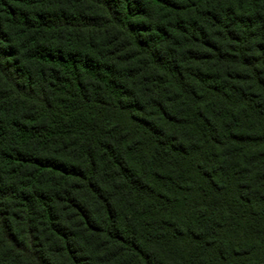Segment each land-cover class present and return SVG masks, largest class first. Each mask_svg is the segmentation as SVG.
Instances as JSON below:
<instances>
[{"label": "trees", "instance_id": "16d2710c", "mask_svg": "<svg viewBox=\"0 0 264 264\" xmlns=\"http://www.w3.org/2000/svg\"><path fill=\"white\" fill-rule=\"evenodd\" d=\"M0 264H264V0H0Z\"/></svg>", "mask_w": 264, "mask_h": 264}]
</instances>
